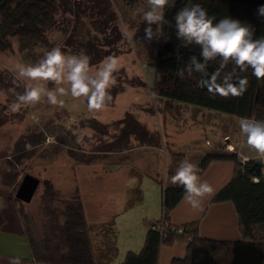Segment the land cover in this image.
Instances as JSON below:
<instances>
[{
	"label": "rangeland",
	"instance_id": "1",
	"mask_svg": "<svg viewBox=\"0 0 264 264\" xmlns=\"http://www.w3.org/2000/svg\"><path fill=\"white\" fill-rule=\"evenodd\" d=\"M128 1L57 0L60 7L59 24L47 32L51 46L40 43L24 45L14 38L11 49L0 50V190L4 194H12L25 174L39 178L40 184L31 202H17L15 207L10 206L19 214L21 228L24 221L32 227L35 241L41 239L42 220L46 219L40 193L47 178L58 186H64L72 184V173L76 171V181L81 191L96 183L101 185L99 188L106 189L104 174L114 165L127 170L130 191L140 187L147 193L148 204L157 205L161 198V187L154 177L159 175L165 183L168 182L164 175L168 169L171 175L175 172L174 163L169 166L165 164L167 161L163 159V150L159 151L160 157H156L152 167H143L125 159L133 154L135 146H149L153 150L158 148V144L163 143L167 125L175 128L184 126L191 131L189 133L199 132L200 139L210 137L207 139L210 151H235L241 160L249 155L246 137L240 133V117L152 95L150 87L154 69L150 61L158 40L143 44L139 42L145 35L147 25L141 16H133L132 13L138 7L146 8V0ZM84 6L87 8L81 12ZM153 29H156V25H153ZM133 33L136 35L133 36ZM83 39L85 46L82 50L92 58L94 67L109 55L120 60V71L116 73L117 85L111 90V104L101 111H89L83 98L73 99L68 95L63 97L65 104L62 108L41 103L12 113L8 105L14 101L15 94L24 89V81L15 80L16 63H34L44 51L54 46H60L69 53L80 52L78 47ZM48 87L53 85L48 84ZM30 113L40 116L39 124L32 121ZM138 121L147 131L144 142L130 132L134 122ZM206 126L209 133L201 130ZM76 159L78 161L72 163ZM248 160L258 161L261 174H264L262 160L255 157L242 161ZM254 180L258 181L259 177L255 176ZM86 188L82 191L84 194ZM132 199L137 201V194L136 198L130 197L131 203ZM89 226L94 256L100 263V259L109 260L113 240L119 249L129 246L123 230L116 228L114 232V228L106 225L98 227L97 223H90ZM20 243L17 245L19 255L30 256L28 242L24 252L20 251L23 248ZM0 251L13 253L11 235L0 234ZM0 264H9V259L0 257Z\"/></svg>",
	"mask_w": 264,
	"mask_h": 264
},
{
	"label": "trees",
	"instance_id": "2",
	"mask_svg": "<svg viewBox=\"0 0 264 264\" xmlns=\"http://www.w3.org/2000/svg\"><path fill=\"white\" fill-rule=\"evenodd\" d=\"M191 2L201 4L208 14L215 16L217 20L230 17L251 25L255 29L256 37L264 35V17L258 15V8L264 5V0ZM187 3L188 0H170V4L174 6L165 11L167 23L160 25V38L155 46L154 57L150 61L154 69L150 87L152 95L240 118L264 120V79H256L251 75L250 69L239 73L249 81L247 91L240 98H225L211 93L207 87L198 86V81L202 80L199 73H193L190 78L186 74L184 79L177 75V70L184 67L189 56L196 55L199 58L200 51L195 45L183 47L181 41L176 38L173 17L176 11ZM86 8L87 6H84L81 12ZM59 13L57 0H0V50L11 49L14 38L24 45L40 43L51 46L47 32L59 24ZM83 46L84 39L80 40L78 48L82 50ZM216 66V61L211 62L208 73L211 74ZM232 67L233 65H229L228 70ZM205 79L208 83L207 78ZM130 132L135 133L141 142H144L147 131L141 122H134V128ZM213 160H226L234 164L231 180L217 193L215 199H230L233 202L238 215L241 239L226 241L201 237L197 221L173 224L170 213L183 197V189L171 182L163 183L155 178L161 186V216L155 220H145L146 228L141 248L137 251L127 250L121 260L115 262L118 248L113 240L109 260L100 259V263L94 256L90 226L76 181V171H73L72 184L58 186L47 178L42 185L40 200L46 215V219L42 220L43 234L41 239L35 241L32 227L24 221L19 231L26 236L31 257H19L22 261L28 259L34 264H159V251L163 245L183 241L187 245L185 258L173 260L172 264H264V183L254 180L255 174L251 164L255 160L243 162L235 151H210L200 158V173ZM77 161L76 159L72 163ZM2 199L5 205L3 210L6 206L15 207L17 202H31L16 198L14 190L12 194L3 193ZM105 234L109 235L108 232Z\"/></svg>",
	"mask_w": 264,
	"mask_h": 264
},
{
	"label": "clouds",
	"instance_id": "3",
	"mask_svg": "<svg viewBox=\"0 0 264 264\" xmlns=\"http://www.w3.org/2000/svg\"><path fill=\"white\" fill-rule=\"evenodd\" d=\"M172 6L170 0H146V8L134 10L132 15L141 16L147 25L140 43L160 38L159 27L167 23L165 11ZM258 15L264 17V5L258 8ZM173 20L176 38L182 46L195 45L200 50L199 58L189 56L184 67L177 70L179 78L184 79L186 74L190 78L193 73H199L202 78H207L208 83L202 79L198 86L207 87L211 93L225 98H240L247 91L248 78L239 73L250 69L256 79H264V35L256 37L251 25L230 17L217 20L201 4L191 0L176 11ZM153 25H156L155 30ZM91 59L83 50L69 53L54 46L44 51L34 63H16L15 80L24 81V89L15 94L14 101L8 105L9 110L17 113L22 108L41 103L62 108L65 104L63 97L68 95L73 99L83 98L89 111L107 108L113 100L111 90L117 85L120 60L109 55L94 67ZM213 61L217 66L209 74L208 68ZM229 65H233L230 70ZM48 84L53 87L49 88ZM29 115L34 123L39 124L38 114ZM239 128L249 148L264 161V120L241 117ZM199 173V167L185 159L171 177V183L183 189V201L195 212L202 211L205 202L215 195L214 187ZM9 264H22V259L11 257Z\"/></svg>",
	"mask_w": 264,
	"mask_h": 264
},
{
	"label": "crops",
	"instance_id": "4",
	"mask_svg": "<svg viewBox=\"0 0 264 264\" xmlns=\"http://www.w3.org/2000/svg\"><path fill=\"white\" fill-rule=\"evenodd\" d=\"M201 130H203V132L205 131L204 133H209V128L207 126ZM189 132L191 131L186 130L184 126L175 128L174 126L167 125L163 143L158 144V148L153 150L149 146H135L133 148L134 151L141 148L144 149L138 152L133 151L132 157L130 156L131 159L127 157L125 160L127 162L131 160L134 164L143 167H152L154 166L156 157H160L159 151L163 150L165 153L163 154V159L165 162L167 161L165 164L169 166L170 163H174L175 170L179 163L185 159L190 160L198 166L201 156L204 153L210 152V145L207 140L210 137L200 139L201 136L199 132ZM244 145L242 144L245 148L246 146ZM167 150L169 153H166ZM247 150L249 155L247 158L243 157L242 160L257 157L255 150L250 148H247ZM262 170H264V166H262ZM126 171L127 170L122 167L112 165L111 169H107L104 174V186L106 189L103 187L99 188L101 185L96 183V181L94 182L96 184L88 185L87 188L85 187L86 194L82 192L85 188L82 189V191L80 190L88 224L97 223L98 227L106 225L114 229L118 228V230H123L124 234H126L129 246L126 249H119V247H117V256L115 258V260H117L115 262L121 260L127 250H139L143 243L146 228L145 220H155L161 216V198L157 205L150 206L146 200L147 193L142 191L140 187L130 191L128 188L130 184L128 181L129 177ZM233 174L234 164L232 162L226 160L211 161L205 170L200 173V176L214 187L215 195L205 202L203 210L200 212L193 211L190 206L183 201L182 197L170 213L171 222L175 225H179L185 222L197 221L201 237L207 239L226 241L241 239L238 226V215L233 202L230 199H215L217 193L231 180ZM172 175L168 169V172L164 175L165 180L171 182ZM155 178L165 183L164 179L159 175H155L154 179ZM2 194L0 190V197L2 200L0 211L5 207V205H3ZM136 194L138 200L135 201V199H132L133 203H131L130 197L133 196L136 198ZM128 205L134 206L127 208ZM19 218V214L14 211V207L10 209V207L6 206L2 213L0 212V234L5 236L11 235V237H13V253L0 251L1 258L10 259L12 256H20L17 246L20 240V244L23 247L20 251L24 252V247L26 250L25 245L27 239L26 236L19 231L21 227ZM186 251L187 245L183 241H175L173 244L163 245L159 251V264H172L173 260H183ZM29 254L30 256L25 257L30 258L31 251ZM23 262L34 264L28 259L22 261V263Z\"/></svg>",
	"mask_w": 264,
	"mask_h": 264
},
{
	"label": "water",
	"instance_id": "5",
	"mask_svg": "<svg viewBox=\"0 0 264 264\" xmlns=\"http://www.w3.org/2000/svg\"><path fill=\"white\" fill-rule=\"evenodd\" d=\"M203 80L206 83V79L203 78ZM251 169L254 171L255 176H258L259 180L264 183V174H261V164L258 161H254L251 164ZM38 184L39 178L36 176L32 174L23 175L15 191V197L22 201L29 202L34 195Z\"/></svg>",
	"mask_w": 264,
	"mask_h": 264
}]
</instances>
